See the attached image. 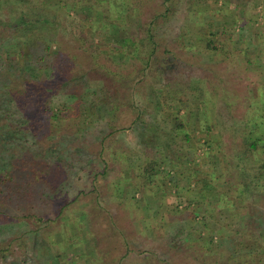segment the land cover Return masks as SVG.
Instances as JSON below:
<instances>
[{
  "label": "rangeland",
  "instance_id": "1",
  "mask_svg": "<svg viewBox=\"0 0 264 264\" xmlns=\"http://www.w3.org/2000/svg\"><path fill=\"white\" fill-rule=\"evenodd\" d=\"M65 2L63 6L61 0H0V22L32 18L31 25H20L16 29V36L22 42L38 43L35 56L49 52L46 64L52 66L50 75L42 74L41 77L46 81L58 79L56 82L62 86V91L51 95L53 102L50 104L80 101L70 103L66 110L74 116H71V124L75 130L79 129L76 141L70 143L72 155L62 169L69 167L72 170L66 171L71 175L66 178L68 184H72L69 185V196L77 194L79 186L89 181L88 170L100 168L86 164L98 165L99 140L106 135L102 153L108 164L98 186V197L105 210L98 212L93 206L95 200L87 195V202H79L86 210L85 215L82 216L83 208L70 210L69 227L73 235L79 236L75 239L78 246L67 245L55 226L51 237L55 239L54 244H46V240L33 234L24 245L16 242L7 254L0 252V264H113L95 260V248L88 241L92 234L93 242L102 248L106 240L99 243V236L112 233L109 229L113 227L131 241L132 248L125 255L117 237L107 241L124 255V264H165L167 260L168 264H179L183 254L195 250L193 240L207 243L210 250H219L218 253L223 250V254L197 252L202 261L206 259L199 264H212L216 259L220 264H236L230 255L241 241L237 252L246 254L245 263H249L250 258L256 264H264V250L256 248L257 244L264 245V238L260 236L261 233L264 237V148L257 157H252L240 146V141H246L244 134L242 137L246 123L243 119L248 120L250 111H239L238 100L233 97H236L233 94L236 90L226 93L232 98L235 115L239 112L241 119L231 116L229 123L225 122L218 83L220 86L223 81L233 84L234 79L227 77L233 64L220 66L214 53L206 51L204 46L211 39L217 49L223 47L222 50L252 55L255 64L250 65V70L260 72L264 82V0H173L171 5L177 7V11L166 20L155 14L166 3L169 5L167 0ZM109 2L111 6H108H117L118 11L124 7L125 11L120 14L124 13L128 18V33L142 41L132 63H122L120 59L106 61L97 55L98 47L105 48L113 37L106 40L105 33L96 30L101 18L94 21L95 15H85L92 13V9L104 10ZM183 13H186L185 17ZM153 15L157 21L153 27L156 46L150 54L151 45L145 39L150 33L144 23ZM82 34L86 35L87 41L81 47L77 36ZM242 41L246 44L244 47ZM241 56L235 58L242 61ZM216 65L219 66L217 76L210 72ZM32 66L36 68V65ZM84 71L98 72V77L86 83L81 78ZM107 71L110 74H105ZM208 79L214 81V85ZM262 82L260 92H264ZM38 86L35 91L40 93ZM169 88L180 89L188 99L177 100L169 95ZM248 90L252 96L259 93L255 85ZM240 94L247 96L242 91ZM248 136L258 137L264 147V135ZM149 160L158 163L155 168L161 175L155 186L142 185V189L136 191L133 185L140 181L130 178L132 173L127 180L125 169ZM83 169V176L78 178ZM128 182L130 185H125ZM42 195L40 190L38 196ZM157 200H161L158 205ZM44 201L50 208L51 201ZM174 201L178 204L177 209L172 207ZM189 204L195 209L198 222L187 218ZM8 208L16 212L31 211V208H20L17 203L10 207L0 204V210ZM115 214L117 221L113 219ZM63 221L64 224L68 221L67 216H63ZM112 222L114 226L110 225ZM161 223L163 227H160ZM211 230L214 238L223 237L221 247L209 244ZM161 232L166 240L176 244L180 241L185 247L179 245L178 252L162 243L156 250L157 258L144 252L142 245L158 238ZM184 233L187 241L183 242ZM14 235L16 233L12 231L9 236L13 238ZM249 250L255 256L248 254ZM188 254L193 256V253Z\"/></svg>",
  "mask_w": 264,
  "mask_h": 264
},
{
  "label": "trees",
  "instance_id": "2",
  "mask_svg": "<svg viewBox=\"0 0 264 264\" xmlns=\"http://www.w3.org/2000/svg\"><path fill=\"white\" fill-rule=\"evenodd\" d=\"M167 1H169V5L166 3V5L162 6L160 12L155 14V16H162L165 18L164 20H166L169 16H172L171 14H174V12L177 11V7L175 8L171 5L173 0ZM65 3V0H61V4L63 6ZM108 5H110V2L106 3L104 10L99 8V12L91 8L93 14L89 13L85 15V17L95 15L93 16L94 21L101 18L97 24L98 26L95 27L96 30L101 34L104 32L105 34L103 35H105L106 40L109 37H113L112 40L107 41V46L103 49H100L98 45L95 44L96 46L94 47H98L99 49L97 51V55H101L103 58H106V61H113L117 59H120L122 63L134 61L142 47V41L128 33V18L124 13L120 14L125 11V9H123L124 7L122 10L118 11L117 6L112 8L110 7L111 5ZM94 12L96 14H94ZM183 15L185 17L186 13H183ZM155 16L153 15L148 22L144 23V25L148 27L147 29L150 33L149 36L145 38L151 45L150 54L155 51L156 46L153 34V27L157 23ZM82 19H84V17H82ZM31 22L32 18H23L20 21L13 22L7 20L6 22H0V204L4 203L10 207V204L17 203L20 208H31V211L29 212H23V210L16 212L15 210H10V208H8L9 210H0V252H2L3 255L7 254L12 245L16 242L24 245L29 236L33 234L39 239L46 240V244H54L55 239H52L51 237H53L52 229L55 226L57 231L63 234L64 242L69 246L76 247V245L78 246L79 244L76 243L77 241L75 239H79V236H75L71 233L69 218L72 217V211L70 210L83 208L82 216L85 215L86 210L83 205L81 206L80 204L81 202H87V195H91L92 199L95 200L93 201V206L98 209V212L105 210L103 203L100 202L98 197L100 191L98 190V186L101 181L100 177L104 174L108 164L102 153V150L105 147L104 142L106 135L101 137L99 140L100 149L98 153V161L96 162L98 165H95L92 162L90 164L85 163L86 165L94 167L99 166L100 168H93L92 171L88 170L87 179L89 181L84 182V184L82 183V185L79 186V192L77 194L69 196L71 192L69 190V185L72 184H68V180L66 178L71 176L69 173L71 169L69 167L63 171L62 169L65 167L66 160L68 161L69 156L72 155L70 153L73 151V145L70 146V143L76 141V135L78 134L76 131L79 129L75 130L71 124L72 117L74 116L66 110H68V105L70 103H80V101L76 100L75 102L50 104V102H53L51 100V95L62 91V86L59 82H56L58 79L49 78L51 80L48 79V81H46L44 77H41L42 74L47 77L50 75L49 70L52 66L49 63L46 64L50 54L48 51H43V53H39L35 56L34 49L38 43L32 45L30 43H26L25 40L22 42L16 36V29L20 27V25H27ZM88 37L90 38L92 36ZM85 38L86 35L84 34L77 36V41L81 47L84 46V42L87 41ZM211 43H213V40L210 39L204 46L207 48L206 51L214 53V56L217 58L216 62L220 66L233 64L230 69L231 73L227 76L228 78L234 79L233 84L223 81L222 86H220L218 83L221 89L220 109L225 113L223 118L226 123H229V117L231 116L232 118L238 117L239 120L241 119L242 115H240L239 112L237 113L239 116L235 115V106L232 101H230L232 98L230 94L226 93L227 91L230 93V90H236L237 92L233 93L236 97H233L235 100H238L239 111L241 110L244 113L250 111L248 120L243 119L246 123L245 128L242 130V137L244 134L246 141H240L239 143L240 146L247 149L246 155L250 153V156L255 157L264 147L258 137L251 138L248 135H264V92L259 91V84L263 81L259 75L262 74L260 72L250 70V65L255 64L252 55L237 54L238 52H231L228 49L222 50L223 47L221 49H217V47ZM241 43L243 47L246 45L244 41ZM216 50L222 51L217 53L215 52ZM37 52L38 51H36V53ZM239 56H241L240 58L242 61L235 58ZM148 64L149 58L147 59V66ZM32 65H36V68ZM158 67L159 66H157V68ZM101 68L104 69L103 67ZM216 68L213 67V70L210 72L216 74L217 76L219 74V66L216 65ZM38 72H40V75H37ZM108 73L110 74L108 71L105 72V74ZM97 77L98 72L89 73L84 71V75L81 78L86 80L87 83L89 79H95ZM208 80L211 84L213 83L212 85H214V81L210 79ZM214 80H216V77ZM40 83H42V85ZM241 84L244 85L243 88H241ZM36 85H40L37 87L41 88L40 93L35 91ZM252 85H255V88L257 87L259 91L258 95L256 94L252 96L250 94V90L248 89ZM231 86H236V88L233 89ZM241 91L243 94L247 93V96H239L242 95L240 94ZM168 92L169 95L172 97L175 96L179 101L188 99V97L184 94L185 92L180 89L169 88ZM260 118L263 120L260 121ZM193 150L195 151L194 148H192V151ZM113 151L115 153L117 150L114 148ZM93 159L95 161L96 158ZM157 164L158 163H156L155 160H149L140 166H127V169H125L126 177H128L127 180H129V176L132 173L133 176L131 175L132 177L130 178H135L140 181V183L136 182V184L133 185L134 190H141L142 185L145 187L155 186L157 179L161 175L160 172L156 171L155 167ZM83 172L84 169L80 172V176H78V178L83 176ZM165 174L167 175V172H165ZM125 185H130V182L125 183ZM40 190L43 192L42 196H38ZM156 194L157 193L154 195ZM44 200L51 201L50 208H48V203ZM157 201H159L157 202V205L161 203V200ZM174 203L175 206L172 205V207L177 209L178 204L176 201H174ZM189 205L190 207L186 212L187 218H190V220H193L194 222H198L196 221L197 214L195 209L191 207V204ZM220 212H222V209ZM63 216H67L68 218V221L65 224ZM113 219L117 221L116 214L113 215ZM113 222L110 224L111 226H114L116 223ZM62 224L65 226L63 231L61 229ZM159 225L160 227H163L162 223ZM109 230L112 231V233L102 235V238L99 236V243L106 240L102 248L93 242L92 234L88 238L89 243L94 246L95 253L97 254L95 260H105L106 262L113 264H124L122 258L126 253L130 252L132 248L131 241L123 238L121 231L120 233L116 231L117 228L113 227ZM12 231L16 233L13 238L9 236ZM87 231L89 232V230ZM260 236L262 239L264 238L261 233ZM112 237H117V239H119L120 248L123 249L124 255L121 254L119 249L112 248L110 242H107L112 241ZM164 237L165 234L161 232L158 238L154 239L150 243L143 244L142 247L145 249L144 252L154 258H157V255H155L156 250L162 243L170 245L178 252L180 250L178 249L179 245L185 247V244L180 241L176 244L172 240H166ZM208 237L209 244L215 243L217 248L221 247L224 243L222 236L214 238V231L212 230L208 234ZM184 241H187L185 233L183 237V242ZM198 241H192L193 245L196 246V248L195 246L193 247L195 250L187 252V248L183 251L184 253L187 252V254H183V260H180L179 264H199L205 262L206 259H203L202 261L199 253L197 252L223 254V250L221 253H218V249V251H213V249L210 250L206 245L207 243L202 242V244L201 241ZM240 243L243 242L241 241ZM240 243L236 244L233 252H231L230 258L232 262L236 261V264H238L237 261H240L242 264H246V254L244 252H237V250L241 248ZM256 248L264 250V245L258 246L257 244ZM114 249L116 250L113 251ZM188 253H193V256ZM247 253L253 254L250 250ZM83 256L84 255H79V257ZM253 256L255 255L253 254ZM59 257H61V255H59ZM198 257L200 258L198 259ZM262 257H264V255ZM239 258L241 260H237ZM249 260L250 262H247V264H256L250 258ZM91 263H93V259H91ZM215 263L220 264L221 262L216 259L212 262V264ZM165 264H168V260Z\"/></svg>",
  "mask_w": 264,
  "mask_h": 264
}]
</instances>
